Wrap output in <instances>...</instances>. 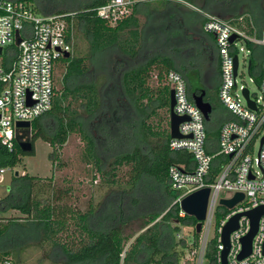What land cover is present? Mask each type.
Returning <instances> with one entry per match:
<instances>
[{
  "label": "trees",
  "instance_id": "16d2710c",
  "mask_svg": "<svg viewBox=\"0 0 264 264\" xmlns=\"http://www.w3.org/2000/svg\"><path fill=\"white\" fill-rule=\"evenodd\" d=\"M30 1L34 10L43 15H50L42 8L46 2L47 8L55 12L52 14H63L73 30L69 39L74 38L71 56L61 58L66 63L62 90L56 92L54 88L51 110L32 122L34 145L39 138L49 142L55 148L50 159L55 161L59 159L56 150L66 144L72 133L79 131L87 141L86 155L101 168L105 164L106 148L100 152L103 148L100 143L114 149L108 133L110 128L115 129L122 145L115 162L119 159L134 162L133 182L129 188L108 192L96 207L79 213L68 203V191L56 188L52 177L44 182L41 176L28 173L14 176L9 194L0 198V211L15 210L23 216L8 219V224L0 229V264H6L8 256L13 264H22L26 249L33 245L43 248L46 243L51 245L46 257L59 259L63 264H180L175 246L187 252L189 246L178 234L182 225L193 226L197 220L180 216L179 204L169 209L179 195L171 187L169 168L177 164L192 170L195 158L189 151L170 148V128L156 131L148 122L156 114V107H167L170 112V95L166 93L170 86L167 84L159 94L161 97L155 99L147 82L155 72L162 80L170 70H176L187 82L190 99L205 90V100L212 104L213 111L221 108L219 103L215 109L207 83L213 64V80L219 91L221 67L215 37L203 28L206 20L203 14L231 16L230 20L260 36L264 27V0H149L136 4L132 16L117 25L97 16L98 7L107 0ZM257 9L261 10L258 14L254 11ZM139 15L146 17L145 23ZM79 31L88 41L84 50L74 41ZM147 42L170 51L155 54L127 69L126 63L136 61ZM107 55L112 58L106 67ZM144 98L149 100L146 105L142 102ZM101 120L105 124L101 125ZM211 120H206V128ZM221 125L220 122L214 125L218 137ZM22 154L33 155L35 150L23 152L17 141L12 151L2 146L0 169L17 166ZM213 171L218 172L219 167ZM147 180L164 187L168 200H154L147 192L149 186H144ZM48 190L52 191L51 197L43 198L42 194ZM143 204L148 209L142 210ZM73 213L79 216L83 236L77 242L75 238L62 241L57 238V228L65 229L68 216ZM4 219L7 218L0 215V220ZM140 219L138 229L145 230L126 249V243L136 232L133 225ZM171 221L177 224L172 226ZM128 229L133 232H127ZM215 253L212 242L207 251L209 264H214Z\"/></svg>",
  "mask_w": 264,
  "mask_h": 264
},
{
  "label": "built area",
  "instance_id": "2783aa9c",
  "mask_svg": "<svg viewBox=\"0 0 264 264\" xmlns=\"http://www.w3.org/2000/svg\"><path fill=\"white\" fill-rule=\"evenodd\" d=\"M144 1L148 0H107L98 7L97 16L110 25H117L133 13L136 4ZM204 15L203 28L214 35L219 52V99L231 118L221 125L216 143L210 142L205 116L190 99L185 78L176 70L167 73V84L175 91V112L189 117L180 125L185 137L172 138L170 148L189 151L195 158L192 170L177 164L169 168L171 187L179 192L173 205L179 204L180 216L187 215L181 208L184 197L210 188L201 231L197 232L196 223L187 226L193 231L191 238L181 232L178 234L189 246L180 264H209L207 251L212 242L216 250L214 264H222L225 248L222 234L228 222L238 214H241L238 227L229 236L228 264H264V213L259 218L250 253L240 258L243 240L252 230V219L247 212L264 205V27L260 36L250 35L239 22L210 13ZM18 34L19 44L16 43ZM70 35L73 37V30L63 14L39 15L30 0H0L1 147L14 150L18 121L33 122L51 110L55 94L54 62L72 51L74 38L69 39ZM241 64L247 66L259 95H253L247 84L239 83ZM216 166L218 172L213 171ZM5 172L6 169L1 168L0 177ZM237 193L244 197L233 207L221 203L222 199H233ZM218 212L223 213L221 217Z\"/></svg>",
  "mask_w": 264,
  "mask_h": 264
},
{
  "label": "rangeland",
  "instance_id": "374dc122",
  "mask_svg": "<svg viewBox=\"0 0 264 264\" xmlns=\"http://www.w3.org/2000/svg\"><path fill=\"white\" fill-rule=\"evenodd\" d=\"M43 3V2H42ZM48 6V2L45 3ZM44 3L42 4L43 11L47 14L55 13ZM48 11V12H46ZM255 13L258 14L261 10H254ZM37 14L43 15L41 12L37 11ZM132 16V14L130 15ZM129 16V17H130ZM128 17V18H129ZM262 17V16H261ZM260 17V19H261ZM139 18L142 23L146 22V17L143 15H139ZM226 18H228L226 16ZM259 19V17H257ZM241 27V26H240ZM242 28L250 35H255L254 32H251L250 29L242 26ZM76 38V37H75ZM78 43L79 48L85 49L88 46V41L85 38V35L82 31L77 33V38L74 40ZM170 49H166L161 45H154L153 43L147 42L145 45L141 56L136 59V61H129L126 63V68H130L132 66L141 64L150 59L153 55L159 54L161 52H169ZM112 56L107 55L106 59H104L105 66H109V59ZM240 58L243 62V53H241ZM241 62V63H242ZM66 71V63L59 59L54 62L53 67V81L56 88V92H60L63 87V77ZM241 74L238 76V81L240 84H247L253 95H259L260 91L257 87V84L251 80V76L248 72L247 66L241 64ZM214 68L213 64L210 65L209 72L207 75V83L209 85L210 93L214 98L215 109L217 106L221 104L219 99V94L217 92V88L215 85L217 83L214 79ZM216 76V75H215ZM167 85V80H160L156 76V72L153 73L152 79L148 80L147 86L149 90L154 93L153 98L157 99L160 92L164 90V87ZM170 87L166 89V93L170 95ZM150 92V93H151ZM148 99H143V104L146 105L148 103ZM220 103V104H219ZM216 112V114H215ZM211 122H209V126H207V134L210 141L214 142V139H217V129L214 125L223 124L225 119L221 115H217V111H213L211 114ZM210 118V119H211ZM169 121V113L167 111V107L158 108L156 107V114L152 115L148 122L154 127L156 131L167 130L170 128L168 126ZM100 124H105L103 120L100 121ZM110 140L114 142L113 147L111 149L108 145L104 143H100L103 148H100V152H105V164L100 168L98 163H95L94 159L89 158L86 155L87 150V141L84 139L83 135L76 131L72 133L66 144L56 150V154L59 155V159L51 160L50 154L55 151V148L50 145L49 142L39 138L35 141V154H25L21 155V160L14 168H5L6 172L3 173L0 177V198L5 197L10 192V187L12 183V179L16 176V173L25 174L28 173L32 176H41L40 180L46 182V180H50L52 177V184H55L56 188L62 189L64 191H68L69 200L68 203L73 207L74 211H79V213H83L88 211L91 206H97L101 200L104 199L106 194L112 190H117L118 188H129L132 185L133 178V161H129L126 159L118 160L115 162L116 158L121 154L119 152L122 149L121 138L119 137V132L115 129H109L108 133ZM109 149V150H108ZM126 151L130 150L129 148H125ZM147 185V189L150 196H153V199L158 201L161 200L165 202L168 200V197L164 191V187L158 186L155 182L147 180L144 183V186ZM140 194L144 198V193L140 191ZM52 195V191L48 190L42 194L43 198H49ZM148 200V199H147ZM45 202V201H44ZM143 202H146L144 200ZM149 203H152L153 200H148ZM147 202V203H148ZM146 203V204H147ZM144 205V206H143ZM141 205V209H148L149 206L143 204ZM44 206V205H43ZM173 207V201L169 205V209ZM223 213L218 212V217H221ZM1 216H5L4 220H0V229L5 227L8 224V219L23 216L20 212L15 210L8 211H0ZM190 216V215H187ZM193 217V216H190ZM139 219V218H138ZM79 216L75 213L68 216L66 221L65 229H58L57 238L66 241L75 238V242L80 240L83 236L82 228L79 225ZM142 220H137L133 227L136 229L135 235L130 238V240L126 243V249H128L132 242H134L135 238L143 232L145 229H138ZM172 226L177 224V221L170 222ZM181 226V225H180ZM127 232H133L131 229H128ZM181 233L185 234L188 238H191L193 235V231L190 227L182 225ZM169 234V233H168ZM187 238V239H188ZM77 240V241H76ZM166 244L170 245V241L166 240ZM51 245L46 243L45 247L38 246H30L23 254V263L22 264H63L58 260H50L46 257V252L49 251ZM175 249L178 250L179 256L181 257L180 263L184 262V259L187 255V250L184 248L182 250L181 246H175ZM7 260L11 264H13V259L8 256Z\"/></svg>",
  "mask_w": 264,
  "mask_h": 264
},
{
  "label": "water",
  "instance_id": "95a60500",
  "mask_svg": "<svg viewBox=\"0 0 264 264\" xmlns=\"http://www.w3.org/2000/svg\"><path fill=\"white\" fill-rule=\"evenodd\" d=\"M235 39V35L232 37V40ZM21 41L20 35H17V44ZM2 49H0V53ZM71 56V52H66L64 54V58H69ZM237 58H235V70L237 69ZM206 91L204 90L201 94L194 95L193 100L195 104L201 109L203 112L205 119L209 120L211 118V114L213 112V106L210 102L205 100ZM245 95L248 98V90L245 89ZM249 104L254 107V102L249 101ZM175 105H176V97L174 89L170 90V135L171 138H184L180 132V125L182 122L189 120L188 116H180L175 112ZM33 123L31 121H18L16 123V141L18 142L20 148L25 153H32L35 150L34 140H33ZM188 137H191L188 136ZM1 150V145H0ZM19 175V172L16 173ZM210 195V188L205 187L199 190H196L186 197L182 199L181 208L186 212L187 215L193 216L198 222L196 225V230L199 233L201 231L202 223L201 221L205 219L207 206H208V199ZM244 195L242 193H237L233 199H222L221 203L228 207H233L237 202L243 199ZM264 213V205L259 206L249 212L247 214L252 219V230L251 232L244 238V249L240 255V258L247 256L251 251V242L252 238L255 235L258 222L260 216ZM241 214L236 215L233 217L228 224L225 226L222 240L225 245V248L222 252V264H228L227 261V254L229 251L230 243H229V236L230 233L238 227V219Z\"/></svg>",
  "mask_w": 264,
  "mask_h": 264
},
{
  "label": "crops",
  "instance_id": "0c3cea01",
  "mask_svg": "<svg viewBox=\"0 0 264 264\" xmlns=\"http://www.w3.org/2000/svg\"><path fill=\"white\" fill-rule=\"evenodd\" d=\"M144 2H146V1H144ZM140 3H143V2H140ZM217 16H219V15H217ZM219 17L224 18V19H230L229 17H231V16H227L228 18H226V16H219ZM216 111H217V115L218 114L221 115L223 117V119H225V121L231 118V113L222 104H221V108L217 109ZM215 114H216V112H215ZM216 141L217 140L214 139V143H216ZM210 142H213V141H210Z\"/></svg>",
  "mask_w": 264,
  "mask_h": 264
}]
</instances>
